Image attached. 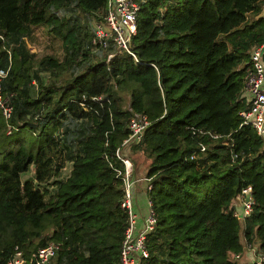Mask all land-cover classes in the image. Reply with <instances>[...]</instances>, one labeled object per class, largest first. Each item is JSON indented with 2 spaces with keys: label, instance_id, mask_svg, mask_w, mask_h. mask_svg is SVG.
Masks as SVG:
<instances>
[{
  "label": "trees",
  "instance_id": "16d2710c",
  "mask_svg": "<svg viewBox=\"0 0 264 264\" xmlns=\"http://www.w3.org/2000/svg\"><path fill=\"white\" fill-rule=\"evenodd\" d=\"M104 3L0 0L1 91L13 94L11 117L0 113V264L15 246L28 255L50 241L52 264H119L126 215L104 154L122 169L114 150L133 114L148 125L123 153L134 172L147 163L151 187L135 196L156 215L140 264H234L247 243L264 252V143L237 114L249 49L264 40V0H138L136 61L124 51L106 60L110 47L91 61L88 22L102 21ZM36 29L55 51H28ZM42 71L50 77L33 97ZM247 185L254 204L241 221L233 200Z\"/></svg>",
  "mask_w": 264,
  "mask_h": 264
},
{
  "label": "built area",
  "instance_id": "2783aa9c",
  "mask_svg": "<svg viewBox=\"0 0 264 264\" xmlns=\"http://www.w3.org/2000/svg\"><path fill=\"white\" fill-rule=\"evenodd\" d=\"M138 0H105L102 21L92 25V34L89 41L91 52L106 50L108 60L115 53L124 51L135 61L134 54L130 51V39L135 33V17L138 11ZM264 16V15H261ZM264 52V40L249 49L248 59L243 69L242 88L240 98H243L247 107L238 111L242 124L249 125L255 134L264 143V63L262 56ZM8 67H0V113L5 120L11 117L12 93L3 94L1 81L7 75ZM148 121L144 115L133 114L127 121L129 134L122 139L120 145L114 150V158L119 161L122 169L112 165L104 154L105 161L115 172V177L120 179L122 194L118 201V207L126 215V223L122 231V239L118 251L119 264H140V261L147 257L145 237L150 232L156 221V215L148 199L139 205L136 202L135 193L137 186L144 190L150 189L149 179L135 177L134 168L130 159L123 153L128 146L139 141ZM13 127L7 125L6 134L10 133ZM203 150V147H200ZM235 200L239 204L241 214L233 209V216L239 220L247 217L252 209L254 200L251 194V187L247 185L236 194ZM59 249V243L48 242L42 247H37L28 255H23L21 250L15 246L5 264H52ZM244 252L248 254L251 264L264 262V252L257 249L255 245L244 244ZM241 252L233 254L237 259Z\"/></svg>",
  "mask_w": 264,
  "mask_h": 264
},
{
  "label": "rangeland",
  "instance_id": "374dc122",
  "mask_svg": "<svg viewBox=\"0 0 264 264\" xmlns=\"http://www.w3.org/2000/svg\"><path fill=\"white\" fill-rule=\"evenodd\" d=\"M61 10L67 11L66 8H63ZM260 15H264V4L262 5L261 11H260ZM95 22L96 21L94 19L93 20L90 19L89 22H88L91 31H92V25ZM32 35H33V36H31V39L32 40L27 42V49H28L29 52H33V53H36V54H41L43 52V49H45V47L47 48L48 51H52V50L55 51L56 50L57 44H58L57 41H51L50 42L49 41V38L46 39V36L43 33H41L40 31H38L37 29L33 31V34ZM48 45H50V46H48ZM100 52L101 51H98V55L101 54ZM94 53L95 52H92V53L90 52V56L88 57L89 60L94 61V60H97V59L100 58L98 55H96ZM48 77H50V75L47 72H44V71L39 72L37 74V77L36 78H34L33 76L31 77V81L30 82L32 84H31V87H30V94L33 97L38 94L41 85L44 84L45 82H47ZM58 81H60V80L58 79ZM123 98H124L123 105H125L126 95H123ZM28 109H30V108H28ZM45 109H47V108H45ZM28 116H29V113L26 114L25 120L28 118ZM69 125H67V126H69ZM70 126L72 128L75 127V126H72V125H70ZM70 126L68 128H70ZM72 128H70V129H72ZM61 133H62L61 130H57L56 132H54V135L60 136ZM132 156L135 158V160L137 159L136 161L138 162V164H139L140 161H142L144 159L142 157V155H141L140 152H134ZM146 164L147 163H143L142 165L140 164L138 166V169H136L137 176L141 177V175L145 171ZM69 169H70V161L65 160L64 161V164H63V167L60 170V173L58 174L60 176L59 178L64 179L66 177V175L68 174ZM31 177H32V171L31 170H27L26 172H24V173H22L20 175L21 181H23L25 179H29ZM53 179H54V177H53ZM233 205H234V209L239 214H241L240 209H239V204H238V202L235 199L233 200ZM248 260L250 261V258L248 257V254L246 252H244V248H243L242 255H240V257L236 259V261L234 262V264H246L248 262Z\"/></svg>",
  "mask_w": 264,
  "mask_h": 264
},
{
  "label": "crops",
  "instance_id": "0c3cea01",
  "mask_svg": "<svg viewBox=\"0 0 264 264\" xmlns=\"http://www.w3.org/2000/svg\"><path fill=\"white\" fill-rule=\"evenodd\" d=\"M134 170H135V169H134ZM136 173H137V171L134 172L135 177H139V176H137ZM142 176H143V174L141 175V177H142ZM141 186H142V185H140V187H141ZM140 187L137 186V191L140 189ZM137 199H138V197H137ZM137 199H136V202H137L139 205H141V204L143 203V202H141L142 200H141L140 198H139L140 201L137 200Z\"/></svg>",
  "mask_w": 264,
  "mask_h": 264
},
{
  "label": "water",
  "instance_id": "95a60500",
  "mask_svg": "<svg viewBox=\"0 0 264 264\" xmlns=\"http://www.w3.org/2000/svg\"><path fill=\"white\" fill-rule=\"evenodd\" d=\"M33 167V166H32Z\"/></svg>",
  "mask_w": 264,
  "mask_h": 264
}]
</instances>
